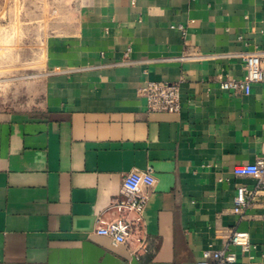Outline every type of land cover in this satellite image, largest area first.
Returning <instances> with one entry per match:
<instances>
[{
	"label": "crops",
	"instance_id": "0c3cea01",
	"mask_svg": "<svg viewBox=\"0 0 264 264\" xmlns=\"http://www.w3.org/2000/svg\"><path fill=\"white\" fill-rule=\"evenodd\" d=\"M61 2L44 0L30 104L0 109V264H197L234 228L255 247L227 264H264V187L232 211L236 187L256 183L233 167L264 156V82L248 94L217 82L243 77L240 52L264 65V0ZM147 80H181L180 110L148 111ZM146 166L156 181L133 251L95 229Z\"/></svg>",
	"mask_w": 264,
	"mask_h": 264
},
{
	"label": "built area",
	"instance_id": "2783aa9c",
	"mask_svg": "<svg viewBox=\"0 0 264 264\" xmlns=\"http://www.w3.org/2000/svg\"><path fill=\"white\" fill-rule=\"evenodd\" d=\"M178 27L182 28L181 25ZM238 56L245 68L243 77H224L220 74L217 77L218 86L224 91L240 90L248 94L252 84L264 82L262 56L256 51L240 52ZM187 57L189 56H182L181 59ZM180 86L181 80L169 82L147 80L139 88L138 93L145 98L148 111L178 112L181 108ZM233 173L236 176L254 178L256 182L252 189L245 184L236 187L232 211L242 216L257 190L264 187V156L258 157L253 163L235 165ZM155 181L151 166L127 172L122 180L121 198L111 200L106 208L116 215L110 220L101 219L95 232L110 237L115 244H127L133 251L142 248L145 243V238L141 234L143 212L148 199L147 192L142 188L153 186ZM254 247L247 231L234 228L230 231L224 247L203 250L197 264H227L236 259V249L248 252Z\"/></svg>",
	"mask_w": 264,
	"mask_h": 264
},
{
	"label": "rangeland",
	"instance_id": "374dc122",
	"mask_svg": "<svg viewBox=\"0 0 264 264\" xmlns=\"http://www.w3.org/2000/svg\"><path fill=\"white\" fill-rule=\"evenodd\" d=\"M5 0H1L2 5ZM18 2V1H17ZM21 1L19 8L6 2L0 9V109H15L30 104L36 82L41 78L40 54L45 19L52 9L44 0ZM56 7L61 0H47ZM55 16V15H54Z\"/></svg>",
	"mask_w": 264,
	"mask_h": 264
}]
</instances>
